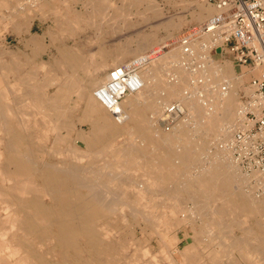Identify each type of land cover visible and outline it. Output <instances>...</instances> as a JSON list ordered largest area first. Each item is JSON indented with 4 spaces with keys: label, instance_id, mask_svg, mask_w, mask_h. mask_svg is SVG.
Returning a JSON list of instances; mask_svg holds the SVG:
<instances>
[{
    "label": "bare ground",
    "instance_id": "6f19581e",
    "mask_svg": "<svg viewBox=\"0 0 264 264\" xmlns=\"http://www.w3.org/2000/svg\"><path fill=\"white\" fill-rule=\"evenodd\" d=\"M70 1L73 5L81 1L84 6L80 12L69 6L74 14L71 22L61 16L62 0L57 5L51 0H38V6L34 0L25 13H20L17 5L18 13L13 10L10 15L1 14L2 31L23 34L27 51L4 49L6 35L0 31V264H160L150 254L149 243L137 237V227L149 240L157 238L162 243L159 249L163 258L175 264L168 250L177 248L182 239L177 230L184 222L190 231H184L182 237L190 236L191 241L178 249L183 264H196L194 248L202 243L203 249L206 244H214L210 262L225 257L220 264H264V190L255 195L240 189L233 181L241 176V169L224 155L222 147L213 153L208 148L210 135L222 141L232 124L241 125L242 103L236 100L238 76L234 70L206 54L194 74L201 73L205 94L214 95L208 100L211 103L207 104L206 95L204 99L195 93L184 95L185 90L177 86L189 79L194 81L195 76L180 68L182 76L176 80L166 76L165 81L169 69L163 72L160 66L181 54L180 49L157 55L161 47H154L159 42L154 43L152 35L137 36L135 42L136 38L125 35L127 31L114 40L108 38L116 36L114 15L119 14L125 27L131 26L128 12L136 8L131 14L141 20L146 11L156 15L154 0H121L120 8L113 7L111 0ZM195 4L193 19L200 22L218 11L214 4L215 8L205 6V2ZM45 11L54 15L55 27L46 33L32 32L34 20L42 22ZM80 22L92 31L93 38L86 44L75 39L67 45L61 35H73ZM47 35L50 44L57 46L56 54L43 60L38 55ZM201 39L209 43V38ZM200 43L195 40L192 48L200 51ZM124 61L150 65L145 72L140 73V69L137 73L140 88L122 98L120 114L115 115L97 98L95 90L107 80L108 67ZM36 67L42 70L41 77L38 69H33ZM183 73L192 76L183 77ZM210 81L214 85L208 88ZM222 83L225 87L220 89L218 84ZM244 92H251L249 86ZM71 94L83 102L80 115L90 124L88 133L74 128L72 117L67 118L72 115L66 103L72 99ZM174 96L186 108V117L168 132L158 130L155 119L158 124L160 110ZM199 114L204 118L198 120ZM122 124L127 126L126 131L120 130ZM124 133V144L115 147L114 138ZM77 138L84 140L85 149L74 145ZM97 155H109L113 160L83 162V157ZM203 158L207 164H202ZM192 163L201 165L193 169L195 174L174 178L181 167ZM253 176L264 179L257 170L241 177ZM138 195L164 197L167 209L142 208ZM182 197H189L193 206H183ZM159 199L147 203L161 205ZM251 215L250 226H243L246 231L240 236L230 235L239 225V217L248 219Z\"/></svg>",
    "mask_w": 264,
    "mask_h": 264
},
{
    "label": "rangeland",
    "instance_id": "374dc122",
    "mask_svg": "<svg viewBox=\"0 0 264 264\" xmlns=\"http://www.w3.org/2000/svg\"><path fill=\"white\" fill-rule=\"evenodd\" d=\"M2 1H5V3H8L10 6L8 4L6 5L5 3L3 4L1 2V0H0V10H1L0 11V18H1V14H4V15H10V14H12V11L13 10L16 13V11H17L16 6L17 5H18L17 7L20 9V13H25L26 10L28 11V7L31 6V5H28V4H32V1H34V0H20V2H22V3H19L18 0H16V1L15 0H2ZM36 1H37V5L36 6H38V0H36ZM51 1L52 2H55V5H57L56 3H58V0H51ZM62 1L64 2V4H65V1L67 2L65 5L63 3H59L60 4L59 5L60 11H64V13H63L64 15H61V16L65 17L64 20L67 21V22H71V20H69V18H73V16H74V14L71 11H69V6H71V5L74 6L75 9L78 10L79 12L82 11V10H84V6L82 5L83 3L81 1L75 2L74 5H73V3L70 0H62ZM154 1L156 2V7L158 8L157 13H155L156 15L150 14L148 11H146L144 13L145 19H143V20H141L142 17H140V19H139L137 15L131 14V13H134L135 12V9L136 8H132L131 10H133V11H129L127 9L129 11L128 12V16H130L129 17V19L131 21L130 23H132L131 26L128 25V27H125L126 26V25L124 26L125 21L120 20L121 17L119 16V14L117 13L116 15H114V18H115L114 19V22H115V24L117 26L114 28L113 31H116V33H115L116 36L111 35L110 37L108 36V38L109 39L112 38V40H114L113 37L114 38L115 37L117 38L119 36V34L123 33L124 31H127L125 33V35L132 36V38L134 40L136 38L135 42L137 41V38H138L137 36H139L141 38H146L145 35L146 36L147 35H152V37L154 39L152 41L154 43H158L159 42V44H156V45L154 44L155 46L153 45V42H152V45L154 47H157V46H160L161 47L160 50L157 52V55H163V54L167 53L168 50H170L172 48L179 49V47L177 46L178 45L177 44V40H178L179 36L183 33V31L186 28L195 29L201 23L204 22V21L203 22L202 21L200 22V21H198L196 19H193V16L194 15L192 14V10L194 8L193 6L196 5L195 3H204L205 2L206 3L205 6L206 5H210V6L214 7L212 0H154ZM16 2H17V4H16ZM41 2H43V1H41ZM44 2H46V1H44ZM47 4L49 5V3H47ZM111 4L112 5H115V6H113L115 8L116 7L120 8V6H123L121 0H111ZM143 7H144V3L143 4H140V8H143ZM48 8H49L48 6H45V9L46 10ZM126 8L127 7L125 6V9ZM17 13H18V11H17ZM146 16H147V19H146ZM43 17L44 18L42 19L43 20L42 22H40L38 18H36L34 20L33 25L31 27L32 32L43 33L45 31V33H46L48 30H50V29H52V28L55 27L56 20H55L53 14L45 11ZM136 19H139V22H137V24L134 25L133 23H134V21ZM121 23H123L122 25L124 27L121 25ZM170 24H172V26ZM77 25H78L77 26L78 29H76V31L73 32V35L71 33L70 34L69 33H66V35L65 34L64 35L63 34L61 35V39L67 45H71L74 42L75 39L76 40L78 39V43H85L86 41H88V40H90V39L93 38L92 31L84 23H81L80 22ZM2 30H3V27H2V24L0 22V31H2ZM75 32H77V35L78 36H74V33ZM1 33H0V35L2 36ZM3 34L6 35V37H5L6 39L4 40L3 45H2V47L4 49H9V50H12L13 49V50L27 51V49H26V47L24 45V36H23V34H21L19 36L18 35H15V34H12L11 32H9V33L8 32L7 33L3 32ZM1 36H0V42H1ZM135 42H133L134 43L133 46L136 45ZM92 46H93V44H89L88 45V47H92ZM56 47H55V44H52V43L50 44V38L47 35L46 36V39L42 40V47H41L42 48L41 49L42 51L39 52V55H38L39 58L40 59H43V60H49L50 56H54L56 54V50H55ZM134 47H135V49H137L136 46H134ZM43 49H45V50H43ZM150 49L151 48H149L148 50H150ZM199 54H198V56H199ZM38 56H36V57L38 58ZM37 58H36V60H37ZM211 58H212L213 61L215 60L216 62H219L221 64H225L226 63L229 68H231L232 70H234L235 76L236 77L238 76V78L236 80V83H237L236 84V100L238 102L242 103L241 102V101H243L242 95L245 94V92H244L245 91V87H247L248 81H249L251 75L254 74V73L256 75L257 74V71L248 72L246 69L238 67L232 61V59H231V57L229 55H227V54L222 55L218 51L214 52V56H211ZM181 60H182V56H181V54L178 53L175 58H173V59H171V61H169L170 63L168 62V63H163V64L161 63L160 64V66L163 69V72H166L169 69L167 71V73H169L168 74L169 76L168 75H165V73L163 74V76L165 75L163 77L164 80H165V77L166 76H167V79L168 80H171V78L178 79L179 76H182V73L179 71L180 68L182 69V67H180V63H179ZM51 61H52V59H51ZM125 62H123V63H125ZM36 65H38V64L36 63ZM145 65H146V67H145ZM149 65L150 64H148V63L141 65L140 68H139V71H140V69H142L140 71V73L145 72L149 68ZM175 65H176V67L179 66V68L177 69L175 67ZM33 69L36 71L38 68L36 67V68H33ZM108 71H109V69H108ZM36 72H37L38 76L39 75H40V77L42 76V73L43 72H42L41 69H38ZM52 73L53 72H50V75ZM204 73H205V71H204ZM173 75H175V76H173ZM186 76H187V78H189L192 75L191 74H186ZM186 76L183 73V77H186ZM200 76H201V73H198L197 72V75H195L194 79L197 80ZM202 79L203 78H201V81H202ZM213 80H215V79H212V81ZM198 81H200V80H198ZM210 85L211 86L214 85V82H211V81L208 82V88H211ZM218 85H219L220 89H221L222 86L225 87V84L224 83L218 84ZM177 87H179V89L182 90V92L184 90H186V91L187 90H190V93H193V94L195 93V96H197L200 99H202V98L204 99V96L206 95L205 98H206L207 104L211 103V102H208L209 98H212L214 96L213 94H210L209 92H208V94H205L206 90L203 89V86L201 84H197L196 82H193L191 79H189L187 81V83L184 82L182 85L177 86ZM195 88H197V89H195ZM47 90L48 91H51V87L48 86L47 87ZM197 91L198 92L200 91V92L198 93ZM196 92H197V94H196ZM128 94H126V95H128ZM70 96L72 97V99H70V100L68 99L66 103L72 109V115L68 116L67 118H69V117L71 118L72 117V119L74 120V123H73L74 128L81 129L82 131L88 133V131L90 129V124H89L88 121H86L84 119L83 116L80 115L81 114V109L83 107V102L80 99L79 100H75V94L74 95L71 94V95H69V97ZM177 98H179V97H177V96L171 97L170 99H168L166 101V103H169L171 101L177 100ZM212 109H214L213 106H212ZM160 112H161V110H160ZM217 112L220 113V111H217ZM200 114L198 115V120L204 118V116H201V118H200L199 117ZM155 120H156L155 124L157 126L158 125L157 124V118ZM122 125L123 126L120 128V130L124 131L125 129H127V126L125 124H122ZM233 126H234V124L231 125V127H230L231 130H230L228 136L224 140H222V141H220L218 139L217 135H210V137H208V145H209L208 148L210 150H212L211 153H213L214 151L218 152L217 150L219 149L220 145L222 146L223 143H225L229 139V137L232 135V133L236 129H239V127H238L239 125L238 124L237 125L235 124L234 127ZM157 129L158 130H161V128L159 126L157 127ZM125 134L126 133H124L123 136H117L116 138H114V143L113 144H114L115 147L116 146H121V145L124 144L125 139H127V136H126L127 134L126 135ZM124 136H126V137H124ZM220 143H222V144H220ZM74 145L77 146L78 149L79 148L80 149H82V148L85 149L84 140L81 139V138L80 139L77 138V140L75 141ZM214 148H216V149H214ZM222 151H223L224 155H226L228 157V152H226V150H222ZM106 156L107 155H101V156H98L97 155L94 158H91V157H83V162H85V161H87L89 159H94L95 162L102 164L105 160H113V158L111 156H109V155L107 157ZM201 161L203 162L202 164H207V160L206 159L203 158ZM98 166L99 165H96V168H101V167H98ZM198 166L201 167V165L200 164H197V163H192V164H190V166L189 165L183 166V167H181L179 169L180 170V172H179L180 174L179 173H176V174L174 173L173 176H174V178L178 177V179H180V177H189V175L195 174L194 173L195 170L193 171V169H196ZM239 169H241V168H239ZM239 171L242 174L243 173L248 174L247 172H245V170L243 171L241 169ZM129 174L131 176H133L132 173H129ZM129 174L127 176H130ZM242 174H241V176H242ZM231 175H232L231 177L235 176V174L234 175L231 174ZM122 176H124V175H122ZM241 176L238 178V180L233 181V183L236 182L235 184L238 185L240 187V189H243V190H245L247 192H250L252 194L254 193L255 195H257V194L260 195L262 193V190H264V187H262V186H264V185H262V184H264V182H262V181H264V179H260L258 177H254V176L247 179V178L241 177ZM241 179H243V180H241ZM260 187H262V188H260ZM138 196H139L137 198L138 200L137 199L136 200L138 201V204L142 208L145 206L146 208H149L150 207L151 209H155V210L156 209L157 210L159 209L158 211H160V210L162 211V210L167 209V206L165 207L163 205V204H165V201H163V199L165 200L164 197L162 199H159V198H161L159 196H158L159 198L156 197L155 199L156 200L159 199L158 202H160L161 205L158 204V205H156L157 207L155 205H153V207H152L151 206L152 205L151 202H153L155 200V199H153V197L151 198V196H149V195L146 196V197H141L140 195H138ZM200 199H202V200L205 199V197H202V194L201 193H200ZM148 200L151 201V202L150 203H147ZM182 200L185 201V204H183V206H186V207L193 206V203L190 201L191 199L189 197L188 198L187 197H182ZM206 200H208V198H206ZM211 205H212V207L216 206L215 204H210V207H211ZM154 206H155V208H154ZM161 208H163V209H161ZM243 216L238 218V221L237 222L239 223V225L238 226H235V228H232L233 231L230 233V235L231 234H234V235H239L240 236L243 233V231H246L244 229L247 228L248 226H250V223H252L250 221H253V215H251L250 217H247L248 219H244ZM198 223H200V222H198ZM238 227L240 229H236ZM184 231H186L187 233H189V231H190V227H189V225H188L187 222H184L182 225H180L178 227L177 233H178V235L182 239L178 242L177 248L176 249L175 248H169V250H168V254L170 256V259H172V261L175 264H180V262H181V264H183L182 263L183 260H182V257H180V254L178 252L179 251L178 249H181L185 244H187L188 242L191 241L190 236H187L185 238L182 237V233H184ZM136 235H137V237L144 238V240L142 239L144 241V243H149V246H150V254L154 255L155 258H157L159 260V263L160 264H168L167 263V260L163 258L162 253H161V251L159 249V248H161L160 246H161L162 243H159L158 240H157V238H151V240H149V238L147 237V235L143 234L138 227L136 228ZM214 240H217V239H214ZM218 240H220V239H218ZM202 244L204 245V243H202ZM202 244L201 245H198V246H196L194 248L195 249V252L198 255L196 264H220L221 259H223L222 262L225 261L224 260L225 257H223V258L220 259V262H219V260L216 261L217 263L216 262H213V261L210 262L208 258H209V254L212 253V250L215 249V248H212V247H214V244L213 243H212L213 245L212 244H210V245L209 244H206L207 247H205V249H203L204 246ZM172 250H174V251H172ZM192 254H193V252H192ZM230 254L233 255V254H235V252L230 251ZM242 254L244 255V253H242ZM176 259H177V261H176ZM178 260H179V262H178Z\"/></svg>",
    "mask_w": 264,
    "mask_h": 264
},
{
    "label": "built area",
    "instance_id": "2783aa9c",
    "mask_svg": "<svg viewBox=\"0 0 264 264\" xmlns=\"http://www.w3.org/2000/svg\"><path fill=\"white\" fill-rule=\"evenodd\" d=\"M212 1L218 11L197 28H186L179 36L177 46L182 56L179 63L195 76L194 72L202 65L201 57L214 56L218 51L229 55L238 67L248 72L257 71L248 81L251 92L242 95L241 125L220 147L227 150L228 157L245 172L257 170L264 175V0ZM203 37L209 38L208 44L202 41ZM198 39L202 42L200 51L192 48ZM140 66L139 62L113 66L105 83L96 88L97 98L113 114H120L118 106L126 94L140 88L137 75ZM201 78L193 82L201 84ZM185 91L184 95H191L190 90ZM186 114L179 100L171 101L163 106L158 126L168 132Z\"/></svg>",
    "mask_w": 264,
    "mask_h": 264
},
{
    "label": "crops",
    "instance_id": "0c3cea01",
    "mask_svg": "<svg viewBox=\"0 0 264 264\" xmlns=\"http://www.w3.org/2000/svg\"><path fill=\"white\" fill-rule=\"evenodd\" d=\"M125 60H126V59H125ZM124 62H125V61H124ZM120 64H123V63H120ZM118 65H119V64H118ZM115 66H116V65H115ZM112 67H113V66H110V67H108V69H110V68H112ZM108 69H107V70H108Z\"/></svg>",
    "mask_w": 264,
    "mask_h": 264
}]
</instances>
